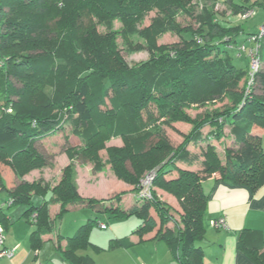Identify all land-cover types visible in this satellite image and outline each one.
Listing matches in <instances>:
<instances>
[{
  "label": "trees",
  "instance_id": "obj_1",
  "mask_svg": "<svg viewBox=\"0 0 264 264\" xmlns=\"http://www.w3.org/2000/svg\"><path fill=\"white\" fill-rule=\"evenodd\" d=\"M219 3L226 5L231 18L218 12ZM257 9L264 11V0H0V163L18 181L8 189L0 175V224L7 223L8 208L25 206L22 217L33 227L30 246L37 249L54 225L50 204L59 205L55 219L71 204L85 205L109 219L135 216L141 221L135 231L138 237L156 227L149 214L152 209L159 222L156 237L166 242L179 264H202L197 243L206 232L208 197L203 181L217 174L230 185L251 191L264 188V136L256 143L249 141L253 127L264 130V71L256 72L249 83V69L237 68L234 51L228 48L237 45L242 32L232 17L248 10L254 15ZM153 10L157 15L150 25L139 28ZM184 13L194 25L178 22ZM84 15L95 17L107 32L99 34L95 25L86 27ZM115 22L121 24L117 32ZM167 33L176 35L177 43L157 44ZM258 34L248 33L246 41L251 47L259 45L262 65L264 35L250 41ZM118 36L127 53L144 50L147 58L126 63L118 51ZM236 57L241 56L236 52ZM255 80L261 85L259 95L252 92ZM194 108L203 111L192 117L188 112ZM68 121L82 142L80 148L66 150L69 158L89 161L97 172L102 168L99 150L109 137H119L123 146L107 148L106 163L135 192L145 175L154 173L152 200L138 201L124 211L118 206L122 194L102 200L80 198L72 162L62 169L54 187L41 178L25 181V175L48 165L36 143ZM177 122L190 129L174 148L163 127ZM226 126L237 148L225 149L222 163L206 139L220 140ZM204 127L211 128L205 137ZM200 142L206 144L203 160L198 161L201 170L175 167L178 161L191 164L195 154L187 146ZM172 170L177 177L166 180ZM154 188L177 200V220ZM36 195L42 197L39 205L33 204ZM169 222L173 227L165 228ZM96 224L98 219L90 220L67 238L62 255L68 264H92L78 252L101 250L88 241ZM236 246L254 264H264L261 232L242 231ZM115 247L117 241L112 240L109 249Z\"/></svg>",
  "mask_w": 264,
  "mask_h": 264
},
{
  "label": "crops",
  "instance_id": "obj_2",
  "mask_svg": "<svg viewBox=\"0 0 264 264\" xmlns=\"http://www.w3.org/2000/svg\"><path fill=\"white\" fill-rule=\"evenodd\" d=\"M246 39L247 37H245L244 41H246ZM244 41H242L243 45L249 48L250 43L247 44ZM239 45L242 44L238 41L237 45H231V49L235 53L237 52L238 56H241V58L244 56L248 59L245 54L239 53L236 50V47ZM261 68H264V64L261 65ZM193 116L194 115H192V117ZM177 123L182 124V122ZM177 123H173L170 127H163L170 144L174 148L182 142L181 137L178 145L173 146L172 143L170 130L174 129ZM64 126L65 128L62 131L60 130L58 134L38 141L42 143L45 149H47L45 151L46 153H52L54 155L55 162L52 161V168L47 167V169H42L41 171L33 170L24 176V180L32 182L41 178L45 183L49 184L50 182L52 185L51 187H54V184H56L55 182L60 179L61 170L70 163L65 152L66 149H63L65 141L71 143L70 147L72 149H78L82 146L81 140L74 134L72 123L68 121ZM181 126L182 130L183 127L186 126L184 132L181 130V134L184 135L189 131L190 125L183 123ZM209 129L210 128L208 127H204L202 129L203 134L207 131L209 132ZM255 129L256 127H253L252 131ZM62 132L66 133L64 135V142L57 139ZM71 136H73V139ZM50 139H52V141L56 140L53 146L46 143V141H49ZM114 140L116 141V144H106V146H114L118 148L123 146L120 138ZM193 147L194 145L189 144L187 150L194 155L195 149H193ZM194 157L195 158L191 164L178 161L175 163V167L183 170L199 172L201 170V166H199L198 162L200 157ZM100 158L107 160V153H104ZM76 159L81 162V167L76 164L78 161H74L76 166L73 163L76 171L77 193L80 197L101 200L112 198L113 196L124 192L118 203V206L122 210L127 211L139 204L135 196L136 192L134 191V186L119 180L115 175L110 173L111 169L109 165L107 167L104 166L101 171L96 172L93 170V165H90L91 163H89V161H83L77 156ZM127 167L129 168V165H127ZM81 168H84V171H82ZM105 168L107 169L106 171H108L109 176L102 173ZM6 171V174L10 179L11 171L10 169ZM176 177V171L172 170L165 179L171 180ZM218 179L219 176L214 174L212 177L203 181L202 184L203 190L208 197L205 212L206 232L204 238L197 243V246L200 247L203 252L202 264H254L244 253L237 249L236 241L239 234L244 230H257L261 232L264 238V188L261 187L255 191H251L247 187L230 185ZM205 184H211V186H204ZM154 191L162 201L166 202L174 209L173 215L180 213L179 204L172 195L159 188H154ZM10 208L6 210L7 223L5 225L1 224L4 238L2 247L8 250L14 249V251L12 257L0 258V264H68L62 255L63 248L66 245L67 238L75 235L80 226L90 220L98 219L99 224H104L106 226V228L101 229L98 224L99 230H108V223L102 220L105 216L109 219L106 214L96 213L95 210L80 204L69 205L65 214L68 212L87 210L88 212L85 213L86 215H82L78 219L70 221L65 226L57 227L55 224V221L57 220L55 219V216L59 211V205L50 204L48 208L49 216L54 222L52 231L42 236L39 248L32 249L29 239L31 232L33 231L32 225L22 217V214L24 213L22 212V209L21 211L20 209L17 210L14 215H10ZM23 210H26V207H24ZM149 214L155 220L156 227L153 231L142 237H138V234L135 233L136 229L141 224V221L137 217V220H133L122 230L118 229L117 226H113L110 233L104 237H98L95 232L91 233V230L93 229L92 227L88 235V241L90 244L101 250L97 252L90 247L83 251H79L78 255L88 256L92 259V264H179L176 258L170 253L166 242L156 237V233L159 229V222L156 213L151 209L149 210ZM219 216H222L225 219L229 231L217 230L208 226V219H214ZM128 218L119 220H125ZM172 227L173 224L171 222L167 223L165 226V228ZM112 240L117 241V247L109 249V244Z\"/></svg>",
  "mask_w": 264,
  "mask_h": 264
},
{
  "label": "rangeland",
  "instance_id": "obj_3",
  "mask_svg": "<svg viewBox=\"0 0 264 264\" xmlns=\"http://www.w3.org/2000/svg\"><path fill=\"white\" fill-rule=\"evenodd\" d=\"M217 10H218L219 13H221L222 15H224L226 17L229 16L231 18V16H233V15L230 14V11L226 7V5L223 4V3H219L218 4ZM156 15H157V13L155 12V10L150 11L147 14V16L145 17V19L142 21V24L139 26V28L142 29V28L148 27L150 25V23H151V20L153 18H155ZM237 18H238V15L236 17H232L231 20L236 22L237 24H239L241 26L242 32H240L238 34L237 41L242 42V41L245 40V37L247 36L248 33L258 31L259 27L264 24V11L261 10V9H257V10H255L254 15L251 16L250 18L246 19V20H238L239 18L238 19ZM177 20L183 26H185V25H194V21L190 17H188L185 13L183 15L179 16ZM96 22H97L96 18L92 17V16H85L82 19V24H84L86 27L90 26V25L91 26L95 25L96 26V30H97V32L99 34H104L105 32H107L105 30L104 25H100V24L98 25V24H96ZM84 28L85 27L82 25V29H84ZM119 28H121V24L119 22H115L114 23V27H113L114 31L117 32L119 30ZM193 28H195V26H193ZM177 41H178V37L176 35H172V34L167 33V34H164L163 36H161L160 38H158L157 44L172 45L174 43H177ZM244 42L247 43V44L249 43L247 41H244ZM116 44H118L119 54L121 55V57H123V60L126 61V63H128V64L137 63L139 61H144L147 58V56H148V53L146 51H144V50L135 51V52H133L131 54L127 53L128 52V49H127L128 47L125 44H122V40H121V38L119 36L117 37ZM129 49H130V47H129ZM231 54H232L231 56H232L233 62L236 65L237 68L247 69L249 67V61H248L247 58H245L244 56L242 58L241 57H236V53L235 52H232ZM260 69H262V68L260 67ZM263 71H264V68H263ZM252 89H253L252 92H254L257 95H259L261 93V90H262L261 89V85L258 83L257 80L254 81V84L252 85ZM202 111H203L202 109L194 108V109L189 110L188 113H189L190 116H192V115L195 116L196 113L199 114ZM181 125H183V123L182 124L181 123H179V124L177 123V125H175L174 129H172V130L169 129L170 130V134L172 136L173 146L178 145L179 141L181 140V137H182L181 136L182 135L181 134L182 126ZM64 128H65V126L63 125L60 130L62 131ZM185 128H186V126L183 127V130H182L183 132L186 130ZM256 129L251 132V137H250V140H249V141H251L253 143H256L259 140V138H262L264 136V130L263 129H261L259 127H256ZM209 130L211 131V128ZM58 133H59V131L57 133H55V134H58ZM207 133H208V131L203 134V137H205L207 135ZM55 134H52L50 136H53ZM65 134H66L65 132H62L61 134H59L57 139L64 142L65 141L64 140L65 139L64 138ZM223 134H224V136L220 140L212 139V137H210V136L206 139V140H208L209 143H211L215 147L217 155H218V158L220 159V162H222V163L225 160L224 159L225 158V153H224L225 149L229 148L231 150H235L237 148V145L235 143H233V139H232V137L230 135L228 127H225L223 129ZM46 137H49V136H46ZM46 137H44V138H46ZM72 137L73 136H71V138ZM116 138H119V137H109L106 140V143L104 144V147L102 149H100L99 152H98V156L99 157L103 156L104 153H107L106 152L107 148H111L112 147V146H106V144L107 145L116 144V141L114 140ZM55 141L56 140L52 141V139H50L49 141H46V143L50 144L51 146H53L55 144ZM64 144H65V146H64L63 149H66V150L69 149L70 150L71 143L65 141ZM205 145H206L205 142L204 143L200 142V143L194 144V147H193V149H195L194 150L195 151V153H194L195 156L196 157H200L199 160H201V161L203 160L202 151L205 149ZM60 146H62V145H60ZM257 146H258L257 147V149H258L260 146L259 145H257ZM36 149H37V151L40 154L43 155L44 159L48 163V165L45 166L42 169H47V167H51L52 168V161L55 162L54 155L52 153H46L45 151L47 149H45V147H43L42 143H40V142L36 143ZM66 150H65V152H66ZM67 156H68V154H67ZM69 160H70V162H72L74 164H75L76 161H78V159H76V156H73L72 158H69ZM100 161L102 163V168L104 166L107 167L109 165L108 163H106L107 160H104V159L100 158ZM89 163H91V162H89ZM76 164H78L79 167H81L80 166V164H81L80 161H78ZM76 164H75V166H76ZM90 165H93V164L91 163ZM7 168L8 167L6 165L0 163V175L4 179L5 183L8 182V183H6L7 188L8 189H12L16 185V183L18 181L14 178V175L12 174V172H11L12 175L10 174V179L8 178L9 176H7V174H6L7 171L6 170H8L9 168L8 169ZM102 168L99 171H101ZM42 169H40L38 171H41ZM81 169H82V171H84V168H81ZM110 169H111V167H110ZM74 170H75V167H74ZM106 170L107 169L105 168V170L102 173L104 175H106V176H109L108 175V171H106ZM109 172H110V170H109ZM75 173H76V171H75ZM110 173H112L114 175L112 170H111ZM41 174H42V172H41ZM60 174H62V173L60 172ZM92 176H93V174H92ZM23 179H24V177H23ZM60 179H61V175H60ZM60 179L55 182L56 184H54V186H56L59 183ZM211 184H205L204 186H211ZM48 185L50 187L52 186L50 182H49ZM76 187H77V184H76ZM120 194H124V192L120 193ZM135 196H136V193H135ZM48 197L49 196H46L45 198H48ZM1 198H4V197L1 196ZM80 198H82V197H80ZM83 199H86V198H83ZM41 200H42V197L36 195V196L33 197V204L34 205H39V204H41ZM149 200H152V199H149ZM138 201H148V200H138ZM24 207L25 206H22V205L13 206L12 208L9 209V214L10 215H14V213L17 210H19V209H20V211L22 209V212H24L25 211V210H23ZM87 212H88L87 210H79V211H74V212H68L64 216H62L61 218L57 219L55 221V224H56L57 227L65 226L70 221L78 219L82 215H86L85 213H87ZM48 213H49V209H48ZM221 217L222 216H219L217 218H221ZM103 218L104 219H102V220L104 222L108 223V230L100 231L98 225H94L93 229L91 230V233L95 232V234L98 237H104V236L108 235L110 233V231L112 230L113 226H117L118 229L122 230V229L126 228L130 222H132L133 220H137L136 217H129L128 219H125V220L108 219L106 216L103 217ZM174 218L177 220V216L176 215H174ZM209 220H211V219H208V221ZM207 224H208V222H207Z\"/></svg>",
  "mask_w": 264,
  "mask_h": 264
},
{
  "label": "built area",
  "instance_id": "obj_4",
  "mask_svg": "<svg viewBox=\"0 0 264 264\" xmlns=\"http://www.w3.org/2000/svg\"><path fill=\"white\" fill-rule=\"evenodd\" d=\"M253 15V11L248 10L246 12H243L241 14H239L238 18L240 19H246L249 18ZM259 34L257 36V38L252 37L250 39V41H253L255 39H259L264 35V24L261 25V27L259 28ZM228 48H232V46L230 45ZM236 50L239 53H243L248 57V61H249V75H250V82L254 77V74L256 72H258L260 70L261 67V62H260V58L258 55V51H259V45L256 43L254 46H250L249 48L245 47L243 44L239 45L236 47ZM154 178V173H147L145 175V177L141 180L140 184L138 185V190L136 192V198L138 200H149L152 199V181ZM36 215L33 214L32 218H34ZM208 225L210 228L213 229H217V230H224V231H229V227L226 224V221L223 217L221 218H215V219H211L208 221ZM99 227L101 229L106 228V226L104 224H99ZM3 228L0 225V258H10L13 255V251L14 249H4L2 247L3 244Z\"/></svg>",
  "mask_w": 264,
  "mask_h": 264
}]
</instances>
